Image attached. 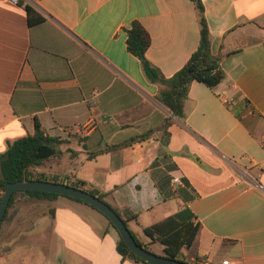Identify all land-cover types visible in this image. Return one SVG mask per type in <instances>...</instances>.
Segmentation results:
<instances>
[{"label":"crops","instance_id":"0c3cea01","mask_svg":"<svg viewBox=\"0 0 264 264\" xmlns=\"http://www.w3.org/2000/svg\"><path fill=\"white\" fill-rule=\"evenodd\" d=\"M25 2L46 21L30 27L24 6L0 0V155L39 121L59 155L33 171L136 214L130 229L150 250L144 230L187 209L200 229L185 261L264 264V0H202L226 77L214 89L193 82L184 119L157 100L162 86L129 52L126 30L146 28L147 58L170 78L200 44L192 1ZM36 206L15 199L0 230L7 264L31 234L48 243L47 264L51 253L56 264H136L92 207L66 197Z\"/></svg>","mask_w":264,"mask_h":264},{"label":"trees","instance_id":"16d2710c","mask_svg":"<svg viewBox=\"0 0 264 264\" xmlns=\"http://www.w3.org/2000/svg\"><path fill=\"white\" fill-rule=\"evenodd\" d=\"M190 1L196 5L199 13L201 27L200 44L198 49L192 54L188 63L170 78L166 77L161 70L153 65L147 58V52L151 46L152 38L146 28L140 22L134 21L130 28L126 30L127 48L129 52L141 61L144 74L148 80L162 86L157 100L178 119L185 118V107L189 99L190 86L193 82H199L210 89H214L219 86L226 77L221 66L222 56L214 55L212 52L211 33L205 16L204 4L202 0ZM19 4L25 7L30 27L40 25L46 21V17L38 12L32 5L25 4L23 1H20ZM58 155V140L50 137L44 131L39 121L36 122L34 134L9 141L6 152L0 155V167L2 170V177L0 178V192L2 195L0 197V202L7 185L10 183L28 179L63 184L64 180L47 177L45 174H39L33 171V168L41 166L46 161ZM71 186L83 189L78 183ZM88 192L104 201L103 197L96 192ZM19 193H23L33 199L47 201H52L59 197H66L70 200L88 205L100 212L88 203L69 196L43 191H19L12 196L8 212L0 226V230L4 222L8 219L9 211L13 207L15 198ZM112 209L124 220L129 229V223L137 220L136 214L122 215L117 209L113 207ZM101 214L104 215L103 213ZM104 217L106 216L104 215ZM193 218L194 216L185 209L164 221L146 228L144 233L152 242H159L163 245L165 252L164 257L189 263L183 259L182 251L185 248H190L198 235L200 226L192 222ZM106 219L109 221L110 226L116 229L108 217H106ZM130 231L139 245L151 251L149 245L141 242L131 229ZM117 250L124 258H129L135 261L136 264H149L137 257L129 249L120 234Z\"/></svg>","mask_w":264,"mask_h":264},{"label":"water","instance_id":"95a60500","mask_svg":"<svg viewBox=\"0 0 264 264\" xmlns=\"http://www.w3.org/2000/svg\"><path fill=\"white\" fill-rule=\"evenodd\" d=\"M19 191H43L48 193L60 194L79 199L98 209L114 224L117 231L129 247V249L144 262L149 264H191L182 261H177L164 256L156 255L151 251L146 250L139 245L131 233L130 229L124 220L99 197L90 192L57 182L37 181L24 179L19 182L10 183L7 185L2 200L0 202V226L8 212L10 201L14 193Z\"/></svg>","mask_w":264,"mask_h":264},{"label":"rangeland","instance_id":"374dc122","mask_svg":"<svg viewBox=\"0 0 264 264\" xmlns=\"http://www.w3.org/2000/svg\"><path fill=\"white\" fill-rule=\"evenodd\" d=\"M19 196H23L27 198V201H29L31 204L38 205V207L36 206L35 208V211L38 213H42L43 211H47L49 209V207L46 206V204L49 202L47 200L33 199L23 193H19L15 199H17V197ZM2 236L3 234L0 232V250L2 249V244H3ZM24 239L25 241H28L29 244L25 247H21L20 249H17L14 252V256L12 257L10 264H43V263L47 264L48 253L46 252V248L48 247V243L44 244V246L38 245L39 243L43 244V242H39V239L37 237H34L32 234L31 237H27ZM5 244L6 243H4V245ZM156 244L157 245L155 246L153 245V247L151 248V252H153L156 255L164 256L165 252L163 245L159 242H156ZM52 255L53 253H51L50 262H53L52 264H56L55 262L59 263L57 260L54 261V256ZM19 261L22 263H20ZM7 262L8 260H6V258L4 257L0 258V264H7Z\"/></svg>","mask_w":264,"mask_h":264},{"label":"built area","instance_id":"2783aa9c","mask_svg":"<svg viewBox=\"0 0 264 264\" xmlns=\"http://www.w3.org/2000/svg\"><path fill=\"white\" fill-rule=\"evenodd\" d=\"M12 1L16 4H19L20 1H23L24 3H26L25 1H31V0H12ZM226 102H227V100H226ZM60 180H64V179L61 178ZM173 183L174 184L180 183V179H174ZM63 184L69 185L67 182H65V180H64ZM193 264H238V263L234 262L231 259H224L221 261H216L210 257H201V258L195 259Z\"/></svg>","mask_w":264,"mask_h":264}]
</instances>
